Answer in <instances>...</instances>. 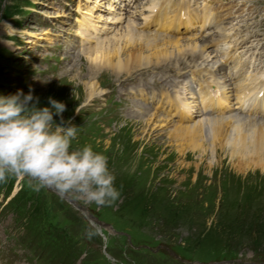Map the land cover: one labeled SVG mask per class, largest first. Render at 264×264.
Returning <instances> with one entry per match:
<instances>
[{"label": "rangeland", "instance_id": "obj_1", "mask_svg": "<svg viewBox=\"0 0 264 264\" xmlns=\"http://www.w3.org/2000/svg\"><path fill=\"white\" fill-rule=\"evenodd\" d=\"M77 2L0 0V96L13 95L10 87L22 91L20 78L27 72L30 84L47 82L32 92L33 102L38 98L37 107H51V97L66 105L63 118L77 127L73 147L91 145L106 155L120 192L117 201L104 206L51 188L42 189L44 198L69 207L76 216L69 231L102 264H264V169L236 164L227 149L208 141L202 151L179 153L180 141L177 147L169 145V130L163 131L161 121L136 120L96 102L84 110L88 97L105 91L97 89L96 76H90L94 81L79 75L57 79L39 69V45L61 34L67 27L64 18L78 13ZM109 76H102V85L117 83ZM88 82L95 84V92L87 96ZM53 119L60 123L59 115ZM92 218L102 222L101 228ZM8 232L9 217H1L0 238Z\"/></svg>", "mask_w": 264, "mask_h": 264}, {"label": "bare ground", "instance_id": "obj_2", "mask_svg": "<svg viewBox=\"0 0 264 264\" xmlns=\"http://www.w3.org/2000/svg\"><path fill=\"white\" fill-rule=\"evenodd\" d=\"M210 5L206 4V10L211 9ZM149 7L151 9L149 17H146L147 20H145L141 29H132L127 26L123 33L117 31V34L108 37L106 43H104L105 39L103 41L97 39L94 46L88 45L86 48H89L86 50L91 62L95 64L106 63L117 69L119 73L123 72L122 74L128 76L133 72L141 71L146 65L152 64L154 67L159 65L162 58L167 59L175 50L179 54L185 48V44H181L182 40L180 37H176L173 40L174 42L171 43V40L161 41L162 38L158 34H161L164 30L170 31L178 28L179 16L194 17L192 9L185 12L183 9L172 7L169 4V0H152ZM203 20L207 22L209 18L205 16ZM86 23L85 21H79L77 26L82 32L78 31V34L81 33L87 40L88 29H86V26L89 28V25ZM150 25H155L156 28L151 29ZM190 42L196 44L202 41L193 38ZM186 46H190V44L186 42ZM169 70L173 71L174 68L170 67ZM156 73L161 74V72ZM85 76L87 81H94L90 76H96L97 78L93 70L90 73H86ZM139 85L138 92L141 96L145 97L150 93L153 97L159 94L163 100V104H167L170 107L166 111V114L168 115L173 112V114L178 116L180 123L170 126L167 132L168 143L169 141L172 142L169 144L170 146L177 147L174 143L177 140L180 141V147L177 148V152H184L186 149L192 152L202 151V149L206 148L204 142L208 141L210 145L212 144L219 150L227 149L230 152V158L237 160L236 164L242 166L248 164L255 165L264 169V120L242 121L223 117L224 110L221 97L224 95V88L217 80H207L200 77V90L198 92L201 108L214 110L217 115L202 118L192 123H183L185 119H189L190 117L189 104L179 95L171 94L164 90H160L159 92L151 90L149 92L144 84ZM86 87L88 89L86 92L87 96L95 92V84L88 82ZM259 89L263 90L256 84L246 85V78L240 77L234 91L241 94L247 92L248 96H245L240 103L243 104L248 101L251 104H255L257 105V110L260 112L263 110L264 98L263 96L262 98L254 96V92ZM160 112L156 109L154 111H147L146 117H142L141 119L147 122L161 121V125L166 126L169 119L162 117V115L160 117ZM251 114H256V111Z\"/></svg>", "mask_w": 264, "mask_h": 264}, {"label": "clouds", "instance_id": "obj_3", "mask_svg": "<svg viewBox=\"0 0 264 264\" xmlns=\"http://www.w3.org/2000/svg\"><path fill=\"white\" fill-rule=\"evenodd\" d=\"M48 99L51 107L41 108L31 91L0 96V182L24 176L37 192L51 188L97 206L114 203L120 192L106 155L91 145L74 148L77 127L64 120L66 105Z\"/></svg>", "mask_w": 264, "mask_h": 264}]
</instances>
